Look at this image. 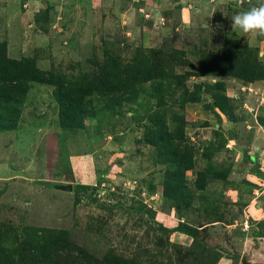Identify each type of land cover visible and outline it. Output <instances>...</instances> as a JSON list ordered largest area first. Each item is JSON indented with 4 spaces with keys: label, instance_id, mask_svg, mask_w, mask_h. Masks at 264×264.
Listing matches in <instances>:
<instances>
[{
    "label": "rangeland",
    "instance_id": "374dc122",
    "mask_svg": "<svg viewBox=\"0 0 264 264\" xmlns=\"http://www.w3.org/2000/svg\"><path fill=\"white\" fill-rule=\"evenodd\" d=\"M257 2L0 0V264L26 227L99 260L264 264V37L231 21Z\"/></svg>",
    "mask_w": 264,
    "mask_h": 264
},
{
    "label": "trees",
    "instance_id": "16d2710c",
    "mask_svg": "<svg viewBox=\"0 0 264 264\" xmlns=\"http://www.w3.org/2000/svg\"><path fill=\"white\" fill-rule=\"evenodd\" d=\"M48 76L49 77L47 79L42 80L54 85L57 87L58 91L64 93L62 91L64 84L59 79H55L57 78L55 75L48 73ZM65 82L67 83V81ZM118 84H123V82L118 81L115 85ZM67 95L68 94L66 93L63 96L65 97ZM68 105L71 108L75 106L72 103H69ZM69 111L71 110L69 109ZM79 188L81 191H87V188L84 186H80ZM86 196L94 204H97L101 207L106 206L105 203H101L96 199H92L87 193ZM160 228L162 229V227ZM174 230L178 231L179 229ZM180 230L186 235L191 236L195 241V247L202 248V252L204 254H209V251L213 252V250L208 247L206 243L197 238L196 229L182 226L180 227ZM68 235L69 232L67 231L26 227L23 231V239L17 247L16 253H14L17 264H97L98 262L102 263V261L106 262L107 264H136L134 260L124 259L122 257L107 258V256H105L103 259L99 260V258H93L82 251L81 252L83 254L80 253L76 256L75 253L80 249L76 248L74 243H71ZM215 255L216 256L213 264L217 263L220 259L218 253L215 252ZM2 258H4L5 261L8 259L5 255H2Z\"/></svg>",
    "mask_w": 264,
    "mask_h": 264
},
{
    "label": "clouds",
    "instance_id": "9594fccd",
    "mask_svg": "<svg viewBox=\"0 0 264 264\" xmlns=\"http://www.w3.org/2000/svg\"><path fill=\"white\" fill-rule=\"evenodd\" d=\"M231 21L233 30L264 37V2L258 0L250 9L234 15Z\"/></svg>",
    "mask_w": 264,
    "mask_h": 264
},
{
    "label": "water",
    "instance_id": "95a60500",
    "mask_svg": "<svg viewBox=\"0 0 264 264\" xmlns=\"http://www.w3.org/2000/svg\"><path fill=\"white\" fill-rule=\"evenodd\" d=\"M60 188L63 189V190H66V191H71V186L60 187ZM243 264H249V263H245V261H243Z\"/></svg>",
    "mask_w": 264,
    "mask_h": 264
}]
</instances>
